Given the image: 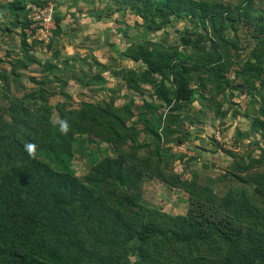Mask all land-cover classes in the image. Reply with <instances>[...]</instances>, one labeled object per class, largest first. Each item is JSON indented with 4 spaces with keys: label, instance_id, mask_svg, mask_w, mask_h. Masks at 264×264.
Segmentation results:
<instances>
[{
    "label": "trees",
    "instance_id": "16d2710c",
    "mask_svg": "<svg viewBox=\"0 0 264 264\" xmlns=\"http://www.w3.org/2000/svg\"><path fill=\"white\" fill-rule=\"evenodd\" d=\"M108 1L121 7L117 10L132 3L129 9L136 16L144 17L143 22L152 31L164 30V25L176 21L186 23L177 30L176 40L171 44L157 40L146 42L145 39L125 50L143 67L141 79L159 77L149 82L141 81L148 83L150 94L171 110L180 109L195 97H208L199 92L205 88V78L215 82L221 94L225 93L233 81L226 74L229 65L223 60L224 51L230 49L228 45L238 47L236 35L241 23L253 24L257 33L253 37L259 50L250 48L246 59L240 58L243 60L240 68L233 71L243 79L244 84L240 85L252 89L250 95H261L259 111L251 116L245 111L244 115L249 116L250 129L259 132L263 141L259 156L250 159V165L236 161L234 168H250L252 163L262 164V168L249 179L251 187L228 189L218 197V204L208 200L195 202L185 214L175 216L145 206L140 202L138 188L133 191L130 184L134 179L141 180L154 174L162 177L146 168L152 155L166 166V160L161 156L164 151L157 149L156 142L147 157L138 158L144 167L132 160L142 146L137 142L139 133L149 129L146 120L149 105L143 103L146 109H142L130 100L115 106L114 98L110 96L96 101H79L75 108L71 104L73 96L66 89L67 76L79 87H87L93 82L84 81L79 73L69 75V68L62 70L52 60L41 64L30 51L31 44L35 45L39 40L28 35L33 40L28 41L26 5L45 1L3 2L2 7L7 11L3 14L14 16L12 24L19 23L21 52L26 57L17 59L3 80L12 76L15 86L23 88L18 70H26L37 63L43 74L31 76V80L42 87L51 73V83L57 85L53 92H46L44 88L26 92L28 98L39 104L38 112L28 113L27 109L16 105V108L9 107L10 119L5 116L4 126L11 122L12 127H6L8 133L4 134L3 141L13 148L18 164L0 172V264H131L130 255L134 256V264H167L163 262L165 255L181 258V261L176 259V263L168 264H264V6L255 0ZM93 6L91 17L101 19L96 3ZM109 11L112 14L114 10ZM60 19L54 11L55 26L46 41L48 49L65 34ZM54 47L53 58H58L59 53ZM235 63L240 64L239 61ZM122 73L117 75L119 80L140 90L136 70L128 68ZM98 78L107 82L101 76ZM240 85L233 88H241ZM53 112L56 113L55 120L49 116ZM177 116L165 118L166 134L178 130ZM134 118L141 121L142 128H138ZM62 121L68 125L65 133L59 130ZM125 133L129 135L132 150L122 153L118 150L127 141ZM158 135L161 139L160 132ZM186 135L185 132L175 135L171 143H181ZM75 142L82 148L81 156L83 149L92 154L90 143L108 144L118 154L93 160L87 173L75 175L68 167ZM28 144L34 145L32 153L26 148ZM127 172L129 175L125 178ZM174 183L187 186L186 190L196 198L202 195L193 182L182 177L176 176ZM207 189L204 187L203 191ZM247 190H252L251 194H247Z\"/></svg>",
    "mask_w": 264,
    "mask_h": 264
},
{
    "label": "rangeland",
    "instance_id": "374dc122",
    "mask_svg": "<svg viewBox=\"0 0 264 264\" xmlns=\"http://www.w3.org/2000/svg\"><path fill=\"white\" fill-rule=\"evenodd\" d=\"M6 1L9 0H0V172L7 171L14 163L18 164V160L14 157L13 148L10 149L3 141L4 136L8 133L7 128L10 129L12 127V123L7 120L6 122L8 123L4 126V120L7 117L10 119L9 107L16 108L21 106L27 109L28 113L38 112L39 104L34 99L28 98L26 92H31V90H36L37 88L45 89L46 92H53L56 91L57 85L56 83H51V80H53L51 73L49 76L47 75L49 80L45 81L42 87L31 80V76L41 77L43 74L37 63L26 70H18L21 74L20 83L23 88L15 86L12 76H9L7 81L3 80V76L6 72L9 73L12 70L17 59L23 60L26 58L21 52L19 23L12 24L14 16L3 14L7 12L2 7L3 2ZM43 1H51L54 5V11L59 9L65 12L66 10L63 5H59L60 0ZM255 1L264 6V0ZM95 3L97 10L102 14V18L96 19L98 21L90 19L89 24H86L87 27H84L83 25L85 24L82 20L87 21V17L80 16L78 18L80 27L72 30L76 37H74L75 41L73 40V42L85 48L91 46L89 50L86 51L85 49L86 52H81L80 50L72 51V48L68 46L69 34H67V36L61 35L57 42L54 41L50 49L46 47L48 40L47 42L38 41L35 45L31 44L33 47L30 48V51L32 50L31 53L41 64L52 60L53 63L57 62L58 65L63 60L69 59L64 58V56L67 55L66 46L70 48L67 50L73 52L71 56L78 61L79 65L76 66L78 69L76 73L78 72L84 81L93 82L87 87H79V84L67 76L69 83L66 89L73 96L71 104L75 108L79 101H96L102 100V98L108 99L110 96L114 98L112 102L115 106H121L130 100H133L135 105L141 106L142 109H146L143 103L149 105V113L146 119L149 122V129L148 132L142 131L139 133L137 142L142 143V146L136 151L137 157L132 160L144 167L145 164L138 161V158L147 157L148 152L152 151L156 142L157 149L164 151L161 156L165 158L164 164L166 166L161 164L160 160L154 155L149 157V163H146V168L150 171L158 172L162 177L160 178L154 174L151 175L152 177L145 176L141 180L134 179L130 185H132L133 191L138 188L140 202L149 208L159 209L160 212L175 216L185 214L188 208L194 206L195 202L205 203L208 200L218 204V197L224 195L228 189L234 190L239 188V186L251 187L248 185L250 184L248 181H250L249 179L256 170H261L262 164L256 165L252 163L250 168L244 169H235L234 165L236 161H243L245 165H250V159L259 156V148L263 141V136L259 132H254L253 129H250L251 120L249 116L255 111H259L262 100L261 95L257 93L250 95L252 89L245 87V85H240L244 84L243 79L236 76L233 70L240 68L243 62V60L240 61V58L246 59L250 48L258 49L256 40L253 37V35L256 36L257 34L254 31L253 24L248 26L241 23L236 35L238 47L235 48L228 45L230 49L228 51L224 49L223 60L229 65L226 74L233 81L229 83L230 86L225 89V93L221 94L216 83L205 78L203 79L205 88L201 89V91L199 90V92L208 97H195L191 103H187L180 109L171 110L170 107H166V104L163 105L161 100L150 94L151 89H148V83L142 82L157 80L159 77L141 79L142 74L140 73L143 72V67L140 66V62L133 61L125 50L131 44L142 42L145 39L146 42L148 40H157L166 45L171 44L176 40L177 30L183 28L186 23L176 21L169 25H164V30L152 31L144 23V17L136 16L133 14L134 11L129 9V4L132 6V3H128L125 9L117 10L116 8H121L116 5L117 3L112 4L108 0L91 1V9L94 8L93 5ZM109 10L114 11L111 14L108 13L111 12ZM67 16L65 21L70 19L69 15ZM105 19L106 21H104ZM71 20H67V22L77 23V20L73 21L75 20L74 18ZM91 25L95 27V30L91 31ZM98 25L101 27H96ZM71 28H74L73 24L64 30L69 32ZM86 29L89 30L86 31L89 32L88 37L83 38L84 30ZM33 40L28 36L29 42ZM54 46L58 47H56L59 52L58 58H53L52 51L55 49ZM88 52L90 53V58L84 55ZM236 61H239L240 64L236 65ZM128 68L136 70V73L138 72L140 78V87L138 89L142 90V92L127 86L122 80H119V76L123 74L122 71ZM107 71H113V76L111 77ZM105 72L107 73L105 75L107 79L101 75V73L104 74ZM68 73L69 75L76 74L71 69L68 70ZM99 76L105 78L107 82L101 81L98 78ZM234 85H240L241 88H233ZM53 101L51 99V102ZM245 111H248L249 116L244 115ZM6 115L7 117H5ZM168 115H170L169 118L178 115L176 118V129L178 130L174 133L166 134L164 131L165 118ZM49 116L51 120H55L56 113L53 112ZM133 120H137L139 129L142 128L139 119L134 118ZM151 120L153 121L152 123ZM16 126L18 127V125ZM159 132L161 133V139H158ZM184 132L188 135L181 143H171L175 135L184 134ZM18 138L22 140L21 137ZM125 138L127 141L118 150L122 153L132 150L129 147V135L126 134ZM91 145L92 154L87 149H83L84 154L81 156L79 154L82 149L80 144L73 143L74 153L68 165L73 174L83 175L88 172L93 160L99 161L105 156L115 157L118 154V151L108 144L90 143L88 146ZM89 148L91 149V147ZM124 175L127 178L129 172ZM176 176L177 178L182 177L188 182H193L196 188L202 191L201 197L196 198L195 194L192 195L186 190L187 186H179L174 183ZM204 187L209 189L203 191ZM251 192L252 190H247V194H251ZM176 259L181 261V258L176 255H173V257L165 255L163 262L167 264L176 263ZM129 260L131 264H134V256L130 255Z\"/></svg>",
    "mask_w": 264,
    "mask_h": 264
},
{
    "label": "crops",
    "instance_id": "0c3cea01",
    "mask_svg": "<svg viewBox=\"0 0 264 264\" xmlns=\"http://www.w3.org/2000/svg\"><path fill=\"white\" fill-rule=\"evenodd\" d=\"M59 5H63L65 8H66V10H65V12H62L61 10H56L57 11V14L59 15V16H61V19H60V24H61V27H62V29H63V31H65V36H67V34H69V47H71L72 48V51H75V50H80L81 52L82 51H85V49H86V51L87 50H89V48L91 47H84V46H80V45H78V44H75L74 42H73V40L75 41V39H74V33H73V31L72 30H74V29H77V27H80V22H79V20H78V18L80 17V16H82V17H87V21H83L82 20V22L85 24V25H83L84 27H87L86 26V24L88 23L89 24V21H90V19H94V20H96L94 17H91V14H90V12H91V0H60V2H59ZM67 15H69V17H70V19H67V20H70V21H72L71 19H75V20H73V21H76L77 20V23H75V22H72V23H69V22H67V20L65 21V19H66V17H68ZM90 15V16H89ZM99 20V19H98ZM98 20H96V21H98ZM105 21V20H104ZM74 25V28H71L70 29V31L69 32H67V30H64V29H66V28H68L69 26H71V25ZM90 26V25H89ZM93 25H91V31H93V30H95V27H92ZM96 27H101L100 25H98V26H96ZM104 30V29H103ZM102 30V31H103ZM85 32H84V34H83V38H87L88 37V33L89 32H86V31H89L88 29H86V30H84ZM63 35V36H64ZM76 38V37H75ZM68 46H66L65 48V51H66V54L67 55H65L64 56V58H69L68 60H63V62L60 64H58V66L59 67H61V69L62 70H64V69H71V70H74L75 71V73H76V71H78V69H77V67L76 66H79L78 65V61H76L75 59H74V57L73 56H71V53H73L72 51L71 52H69L67 49H70ZM57 47V46H56ZM58 48V47H57ZM58 51V50H57ZM85 51V52H86ZM59 53V52H58ZM84 55H86V57L88 58L89 57V55H90V53L88 52V53H86V54H84ZM63 58V59H64ZM90 58V57H89ZM103 63V62H102ZM104 66V65H103ZM104 68H106V66L104 67ZM107 73L108 74H110V76L112 77L113 76V71L112 72H110V71H107ZM106 72L104 73V74H102L101 73V75L103 76V77H105V75L107 74ZM77 74H78V72H77ZM106 78V77H105ZM117 78V77H116ZM107 79V78H106ZM83 91V90H82Z\"/></svg>",
    "mask_w": 264,
    "mask_h": 264
},
{
    "label": "built area",
    "instance_id": "2783aa9c",
    "mask_svg": "<svg viewBox=\"0 0 264 264\" xmlns=\"http://www.w3.org/2000/svg\"><path fill=\"white\" fill-rule=\"evenodd\" d=\"M53 6L51 1H45L42 4L27 3L28 27L25 31L31 38L39 41L49 39L50 32L55 26Z\"/></svg>",
    "mask_w": 264,
    "mask_h": 264
},
{
    "label": "clouds",
    "instance_id": "9594fccd",
    "mask_svg": "<svg viewBox=\"0 0 264 264\" xmlns=\"http://www.w3.org/2000/svg\"><path fill=\"white\" fill-rule=\"evenodd\" d=\"M59 130H60L61 133H65V132H67V131H68V125H67V123L64 122V121H62V122L60 123V128H59ZM26 148H27V150L29 151V153H32L33 150H34V145H32V144H28V145H26Z\"/></svg>",
    "mask_w": 264,
    "mask_h": 264
}]
</instances>
